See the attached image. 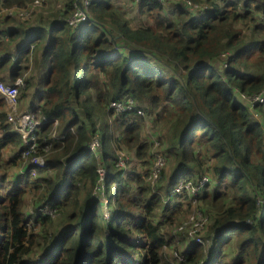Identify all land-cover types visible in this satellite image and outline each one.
Instances as JSON below:
<instances>
[{
	"label": "trees",
	"instance_id": "16d2710c",
	"mask_svg": "<svg viewBox=\"0 0 264 264\" xmlns=\"http://www.w3.org/2000/svg\"><path fill=\"white\" fill-rule=\"evenodd\" d=\"M73 1L33 22L0 12V80L12 83L29 70L18 101L33 90L31 113L58 122L56 137L50 121L36 131L38 154L46 162L37 168L43 183L26 189L17 176L8 183L7 169L22 162L23 145L19 134L7 133L11 124L0 94V264H171L163 252L171 241L164 234L179 225L170 220L189 199L206 217L204 228L193 233L203 243L189 237V227L174 233L170 228L182 244L177 253L183 260L175 258L176 264H264V101L245 99L264 89V3L191 0L198 8L190 10L183 0H126V11L112 0H91L88 18L71 26ZM28 2L0 0V10ZM101 83L104 96L97 91ZM93 92L107 105L132 98L148 113L161 107L169 116L167 136L157 135L154 151L165 160L155 187L161 194H149L151 186L134 174L123 185L117 150L128 142L127 149L136 151L132 139L140 115L117 112L116 130L103 128L97 113L102 103L92 99ZM95 139L100 151L90 148ZM46 142L51 146L45 151ZM7 145L12 152L5 158ZM137 156H143L139 149ZM98 166L110 189L104 195L112 200L105 209L84 190L96 185ZM203 177L196 197L187 189L170 195L180 182L197 186ZM132 179L138 183L135 198L126 189ZM27 193L36 206L47 202L67 212L58 217L54 244L45 254L31 253L45 251L53 239H40L29 228L52 223V216L34 213L28 227ZM138 236L145 241L134 242Z\"/></svg>",
	"mask_w": 264,
	"mask_h": 264
},
{
	"label": "rangeland",
	"instance_id": "374dc122",
	"mask_svg": "<svg viewBox=\"0 0 264 264\" xmlns=\"http://www.w3.org/2000/svg\"><path fill=\"white\" fill-rule=\"evenodd\" d=\"M29 1H31V0H29ZM38 1L40 3L39 5H37V2H35V0H32L30 5H29V11H34V9L39 10L42 7L41 10L36 15H33L31 17V19L33 21L36 19V16L38 14H40L41 16H44L45 18H48L54 12H56L57 10H62L64 8V2L66 0H38ZM112 1L117 6H120V8H124L127 11L126 0H112ZM178 1L179 0H174L173 4L177 3ZM183 1L185 3H187V4H191V5L195 4V3H192L191 0H183ZM254 1H252L251 7H253L255 5V3H258V5H261V4L264 3V1H262V0H260L259 2H254ZM201 4L206 5L204 3H201ZM195 5H197V4H195ZM72 6H73V3H72ZM72 11H73V7H72ZM128 14H129L128 16L131 15L130 13H128ZM32 20H31V22H33ZM135 23H136V20H134L132 22V24H135ZM31 45L33 46V44H30V46L28 45L29 49L33 48ZM220 63L222 64V61ZM34 66H35V62H34V57H33L31 72L34 69ZM28 73H29V70L26 71L22 75L24 77V79L26 78ZM104 87L105 86L103 85V83H101L99 85V88L97 89V91H100L102 96L105 95V90L106 89ZM20 90H19V92H20ZM32 91L33 90H31L29 92V97L32 95ZM239 97L242 98L243 96L239 95ZM92 99L94 101L98 100L100 103H102L99 106L100 107V111L97 112V113L101 117V122L103 121V128L104 127H108V128H111L112 130L115 131L117 127H116V125L114 123V119L116 118L114 116V114L117 113V111H115L114 109L110 108L111 106L108 109V105L110 104V102L107 105L105 103V100L102 97H100V98L96 97V93L95 92L92 93ZM130 99H132V98H130ZM27 101H28V99H25L23 102L18 101V104H17L18 110L22 111V110L29 109L27 106H25L24 108L19 107V104H20V106H22L24 104V102L27 103ZM130 101H132V100H130ZM4 102H5L6 110H8L6 101L4 100ZM21 103H23V104H21ZM138 105H142V107L138 108L139 107ZM134 107H135V109L140 111V112L137 113L138 115H140V117L138 119L140 124H139V128H138L136 137H134V139H132V142H133L132 146L134 148L139 149V152L141 150L143 152V156L138 157L137 156V149H136V151H135V149H127V143L128 142H122L121 149L117 150V155H119V159H117V162H120V164L118 166L121 169V174H122V179L121 180H122V182H123V180H125L128 177V175L134 174L136 177H138L139 180H143L145 187L146 186L148 187V185H151V183L148 180V178L145 175V173L148 171V166H150V168L152 167V164L150 165V163L154 162V158H152L150 156V152H152V154H153V152L155 150H158V146H159V143H160L159 137L157 138L158 134L164 135L162 138L167 136L165 134L167 133V127H168V124H169V116L168 115H164L162 113L163 112L162 111L163 108H161V107L154 108L150 113L147 112L148 106L145 105V104H140L137 101H134ZM148 137H151V139L153 141V144L149 143ZM144 144L149 146V148L152 146V148L149 150V148H145L143 146ZM155 144H157V145L155 146ZM11 151H12V147L11 146H10V148L6 147L4 149V156H7L9 153H11ZM20 161H22V160H20ZM24 164L26 165V164H28V162L27 161L18 162L17 166L9 168L8 172H9L11 178H16V176H18L20 171H23L26 168ZM45 166L46 165H44V167ZM167 170H169V169L167 168ZM39 177H42V176L39 175ZM104 177H105V175H104ZM104 183L105 182H103V184L99 188H97L94 185H93V187H90V185H87L84 190H86V189L89 190L91 199L95 198L94 196L99 195L101 198L100 197H96V199H98L99 201H101L105 205V207H104V209H105L107 206H109V204L112 203V200H111V202L110 201L107 202V197L104 195V192H109L110 189L106 190ZM123 185H124V182H123ZM7 187H8V185L5 186L4 189H7ZM155 187H156V185H155ZM155 187H154V189L152 187H150L151 190L148 187L149 188V194L150 193L153 194V192L158 194V195L161 194V191L160 190L159 191L156 190ZM163 188L164 187H162V189ZM126 189L128 190L130 196L132 198H135L137 196V193H138V183H137V181L135 179L130 180V182L127 185ZM185 193L186 192L182 193L179 196H183V195H185ZM37 194L40 195L41 191H38ZM186 194L188 195V193H186ZM110 198H112V194H111ZM167 200L168 199L165 198L164 199V203ZM188 201L190 203L188 205H186V200H182L183 205H182V208H181L180 212H178L175 215H173L172 219L170 220V221L173 220L172 224H176V225L180 224L181 222H183L186 219L188 221H190V219L192 218V215H194V212H195L194 209H195V206H196V202L192 201L191 199H189ZM175 202H177V203H175V204H177L176 207H175V209H176L178 207V204H179L178 202H180V199L179 198L176 199ZM164 203H163V206L165 205ZM33 206H34V197L32 196V194L27 193V195L25 197V202H24V211L28 213V216H27V223L29 225L28 227H30V224L32 223V216L34 215V211H35V208H32ZM30 209H31V213L29 212ZM65 213L67 215L66 209L65 208H61L60 211H56V216L57 217L53 216L51 218L52 219V223H46V222H45V224L44 223H36V224H33L32 228H29V230L32 231V232H36L38 230V236H39L40 239H41V236L44 234V237H46V239H51V240L53 239V241H54V237H53L52 234H53L54 231L57 230V226L58 225L56 223L59 221V218H61L62 220L64 219ZM109 213L110 212H108L107 210H106V212L104 210V217H106L108 219ZM156 213H157L158 218L162 217L163 216L162 208L161 207L157 208L156 209ZM165 213H167V214L169 213V215H170V209H166ZM157 216H156V218H157ZM165 216H166V214H165ZM181 217H182V219L179 222H177V220L179 218H181ZM67 222H65L64 225ZM43 224H44V227H43ZM199 224H200V222H199ZM170 228H171V226H170ZM170 228H169V233L167 232L166 234H164V237H166L167 239H170L171 243L164 246L163 252L167 256V258H168L169 262H171V264H176L177 260L175 259L174 254L175 253L178 254L177 252H179V250L182 248V244L179 242L177 237H175V238L171 237ZM172 229L173 228H171V231H172ZM137 238L138 239H134L133 241L134 242H144L145 241L144 237H139L138 236ZM138 244H140V243H138ZM146 245H148V244H146ZM171 246H174L175 249H171ZM207 247H208V244H207ZM43 252H44L43 248L39 247V250H36L35 253H31V254L35 255V254L43 253ZM229 259H230V257H229Z\"/></svg>",
	"mask_w": 264,
	"mask_h": 264
},
{
	"label": "built area",
	"instance_id": "2783aa9c",
	"mask_svg": "<svg viewBox=\"0 0 264 264\" xmlns=\"http://www.w3.org/2000/svg\"><path fill=\"white\" fill-rule=\"evenodd\" d=\"M31 1H29L22 7L13 6L10 8H2L0 12L13 15L20 20H27V21L31 20V17L33 15H36L42 8L41 7L39 10L34 9V11H29V5ZM35 2H37V5L40 4L38 0H35ZM90 2L91 0H74L73 13L67 19L68 23L71 26H76L79 22H82L88 18V9H89ZM186 5L188 6L190 10H195L198 8V6L195 4L191 5V4L186 3ZM262 19L264 23V17ZM225 60H226V57H225ZM24 83H25L24 77H18L12 83H4L2 80H0V94L4 98L7 104V109H8L6 111L7 120L21 138L23 149L20 152V158L21 160L28 162L29 169L32 175H35L37 168H41V167H44V165H46V162L43 159V157L38 154L39 144L37 142L36 131L41 127L42 124L50 121L53 126V131H51L50 133L52 136L56 137L55 127L58 122L56 119L40 120L36 118L33 113H31L30 109H26L22 111L18 110L17 104H18L19 90L24 87ZM245 99L253 104L264 101V89L255 95L246 96ZM109 107L114 109L117 112H122L125 110H135L137 113L140 112L139 110L135 109L134 100L130 98L124 102L111 101L110 104L108 105V109ZM63 137H64L63 135L59 136V138L61 139ZM156 145L157 144H155V146ZM44 146L45 147L43 148V150L46 151L47 148L51 146V143L46 142ZM90 148L100 151L102 146L99 143V141L95 139L90 144ZM117 156L119 159V155ZM153 157H154V162H152V167L150 168V171L147 174V178L151 183L150 186L154 189L160 177L161 169L164 166L165 160H164L163 155L160 152H154ZM119 164L120 162H117V165ZM96 171L98 173V178L96 180L95 186L99 188L104 182L105 169L101 166H98ZM206 181H207V177L201 178L197 186L196 185L194 186L193 184L191 185L189 181L180 182L176 187H174L170 191V195L174 196L178 192L180 193L181 190L187 189L191 193L192 197H196L199 189L205 185ZM94 197L96 198L100 196L97 195ZM192 201L196 202V199H193ZM32 208H35L34 213L45 214V215L52 216V217L56 216L57 208L52 207L47 202H41L37 206L36 204H34ZM31 209L29 211L30 213H31ZM205 221H206V217L203 215V213H201L200 211L194 212V215H192V218L190 219V221H188L187 219L184 220L177 227L172 229V233L182 231L184 228L189 227L190 228L189 237L191 238L193 237L194 241H196L197 243H203V239L198 235L193 236V233L199 232L200 230H202L204 228ZM174 257L177 260L178 259L183 260L181 256H179V254L175 253ZM199 264H203V262H200Z\"/></svg>",
	"mask_w": 264,
	"mask_h": 264
},
{
	"label": "crops",
	"instance_id": "0c3cea01",
	"mask_svg": "<svg viewBox=\"0 0 264 264\" xmlns=\"http://www.w3.org/2000/svg\"><path fill=\"white\" fill-rule=\"evenodd\" d=\"M33 21V20H32ZM43 74V73H42ZM42 74H41V76H42ZM40 76V77H41ZM21 77H23V76H21ZM40 77H39V81H40ZM34 93L35 92H33L32 93V95H34ZM26 99H28V101H27V103L26 102H24V104L23 103H21V104H23L22 106H20V104H19V107H21V108H24L25 106H27L29 109H30V104H31V100H32V97L30 96H28V97H26ZM25 100V99H24ZM23 100V101H24ZM23 101H20V102H23ZM35 103H36V99H35V101H34ZM11 131V132H10ZM10 131H7V133L8 134H11L12 136H17L18 135V133L14 130V128L11 126V130ZM7 147H9L10 148V145H7ZM12 152V151H11ZM10 155H11V153H9L7 156H4L5 158H7V157H10ZM21 160V159H20ZM23 161V160H22ZM4 165L5 166H8V162H4ZM25 165V164H24ZM27 165V164H26ZM25 168V167H24ZM7 174H8V176H7V178H8V183L10 182V180H14V178H11V176H10V174H9V172H8V169H7ZM39 172H38V170L36 169V173H35V175H32V173H31V171H30V169H29V166L27 165V167L23 170V171H20V173L18 174V176L17 177H19L20 179H21V181H22V186H24L26 189H28V188H30V189H32L33 187H35L36 185H40V184H42L43 182H42V180H41V177H39ZM29 189V190H30ZM53 244H54V241L53 242H51V244L50 245H48L47 246V248L45 249V251L43 252V253H45L46 252V250H49L50 248H52V246H53Z\"/></svg>",
	"mask_w": 264,
	"mask_h": 264
},
{
	"label": "clouds",
	"instance_id": "9594fccd",
	"mask_svg": "<svg viewBox=\"0 0 264 264\" xmlns=\"http://www.w3.org/2000/svg\"><path fill=\"white\" fill-rule=\"evenodd\" d=\"M31 46H32V45H31ZM43 254H45V253H43ZM43 254H42V255H43ZM42 255H41V256H42Z\"/></svg>",
	"mask_w": 264,
	"mask_h": 264
}]
</instances>
